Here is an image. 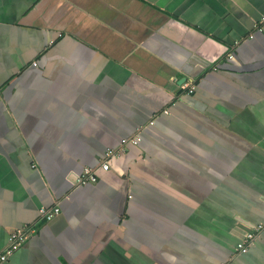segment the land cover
Instances as JSON below:
<instances>
[{"label":"crops","instance_id":"1","mask_svg":"<svg viewBox=\"0 0 264 264\" xmlns=\"http://www.w3.org/2000/svg\"><path fill=\"white\" fill-rule=\"evenodd\" d=\"M261 17L264 0H0V250L29 229L2 264H264V230L236 251L264 225Z\"/></svg>","mask_w":264,"mask_h":264},{"label":"built area","instance_id":"2","mask_svg":"<svg viewBox=\"0 0 264 264\" xmlns=\"http://www.w3.org/2000/svg\"><path fill=\"white\" fill-rule=\"evenodd\" d=\"M264 27V17H261L260 25L258 26L259 29H262ZM231 57V56H230ZM35 66V64H34ZM189 94L193 92V88L188 89ZM164 114H167V111L163 112ZM152 123V122H150ZM141 141L140 137H128L123 138L120 140L119 147L116 149H107L104 152L103 158L100 161L99 165L95 168H85L82 173L78 176V178L75 181V186H86L90 184H94L97 179V171H108L110 168V159L113 157H116L118 154L124 152L125 148L128 145L136 146ZM59 213V208L55 207L52 209H40L41 217L44 219H49L53 217L54 215ZM264 230L263 224H257L253 227V229L249 232H247L244 237L237 243L236 245V251L238 253H245L250 246L252 245L255 237ZM27 230H18L13 232L9 238L6 246L0 250V264L7 261V259L16 251L18 250L24 241L27 238Z\"/></svg>","mask_w":264,"mask_h":264}]
</instances>
